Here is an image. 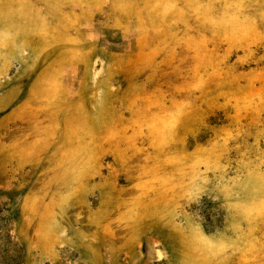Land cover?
Listing matches in <instances>:
<instances>
[{
	"label": "rangeland",
	"instance_id": "obj_1",
	"mask_svg": "<svg viewBox=\"0 0 264 264\" xmlns=\"http://www.w3.org/2000/svg\"><path fill=\"white\" fill-rule=\"evenodd\" d=\"M0 264H264V0H0Z\"/></svg>",
	"mask_w": 264,
	"mask_h": 264
}]
</instances>
